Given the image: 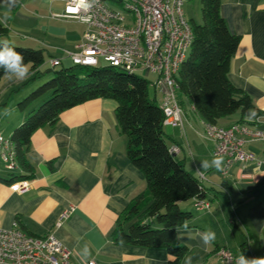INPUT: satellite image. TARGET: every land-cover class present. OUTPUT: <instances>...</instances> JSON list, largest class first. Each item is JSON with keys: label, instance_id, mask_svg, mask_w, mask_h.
Returning <instances> with one entry per match:
<instances>
[{"label": "crops", "instance_id": "0c3cea01", "mask_svg": "<svg viewBox=\"0 0 264 264\" xmlns=\"http://www.w3.org/2000/svg\"><path fill=\"white\" fill-rule=\"evenodd\" d=\"M64 10L63 0H0V22L8 27L11 43L44 49L49 62L60 59L64 64L70 59L67 52L77 51L87 29L77 20L56 16ZM221 14L230 31L240 36L229 78L264 110V0H222ZM29 76L23 80L6 76L0 81V114L8 104H18L24 98L26 91L18 99L13 93ZM188 103L189 108L183 105V128L172 127L170 135L166 132L167 141L169 146L181 148L174 156L186 169L189 163L193 165L190 172L202 180L210 205L186 206L193 219L187 230L178 229L179 243L188 247L181 264H220L216 253L222 247L243 248L264 257V140L245 145L259 163L236 162L227 175L222 169L205 171L201 162L211 161L214 143L206 135L207 122ZM117 106L110 98L90 100L66 110L55 125L33 134L27 153L33 177L14 182L27 180L30 188L14 191L13 183L0 181V228L9 229L17 223L33 236L54 233L71 251L73 262L168 264L170 257L164 248L116 243L112 238L121 215L139 195L148 194L145 175L128 158V137L117 123ZM26 116L23 112L13 119L10 134ZM257 127L264 131V117ZM204 138L208 145L198 150L195 143ZM4 167L0 166V176L11 178ZM12 173L25 175L19 164ZM71 209L63 219L64 212ZM59 222L62 224L57 226ZM209 229L216 238L205 246L199 234Z\"/></svg>", "mask_w": 264, "mask_h": 264}, {"label": "trees", "instance_id": "16d2710c", "mask_svg": "<svg viewBox=\"0 0 264 264\" xmlns=\"http://www.w3.org/2000/svg\"><path fill=\"white\" fill-rule=\"evenodd\" d=\"M112 6L122 0H105ZM222 0H201L202 23H193L194 42L177 78L179 96L189 100L193 109L209 124L230 122L254 123L264 117L253 98L237 88L230 80V66L237 51L240 36L232 33L221 14ZM21 52L29 64L30 76L21 86L37 82L52 73L28 97L18 102L25 120L14 128L13 143L19 167L25 175L11 178L0 176L8 184L33 177V166L27 153L33 134L46 125H55L62 114L87 101L110 98L117 101L116 119L128 137L127 155L130 162L143 172L147 181V196L139 195L121 215L113 232L116 243L144 248H164L168 264H181L188 247L178 241V229L185 220L193 219L187 205L206 200L202 180L188 171L185 164L170 152L164 125V113L156 97H150V84L136 74L126 73L113 66H52L47 71L44 49L14 45L9 41V29L0 22V42ZM8 76L0 69V81ZM48 96L38 108L34 103ZM183 105V101L181 100ZM249 109L256 116L246 117ZM236 120L233 117L236 116ZM229 125V124H228ZM53 169L52 163L50 164Z\"/></svg>", "mask_w": 264, "mask_h": 264}, {"label": "built area", "instance_id": "2783aa9c", "mask_svg": "<svg viewBox=\"0 0 264 264\" xmlns=\"http://www.w3.org/2000/svg\"><path fill=\"white\" fill-rule=\"evenodd\" d=\"M63 1L65 10L57 17L79 22V17H92L90 22L84 23L87 29L77 51L67 52L72 62L98 67L103 60L126 73L145 71L154 74L156 80L149 84L154 88L156 99L159 97L157 100L165 116L164 125L183 128L185 112L177 78L194 42L193 28L184 11L187 0H122L116 6L97 0L89 10L81 9L75 13L69 7V0ZM50 63L52 66L62 65L60 59H52ZM262 118H256L254 123L234 122L226 126L207 123L206 135L214 143V155L223 157L224 175L236 162L244 165L259 163L256 155L247 151L245 145L264 140V131L257 127ZM180 149L178 145H172L170 152L176 155ZM0 159L8 170H15L18 166L13 143L1 133ZM11 188L23 192L30 188V183L22 180L13 183ZM209 205L208 200L195 204L197 208ZM71 211H65L63 219L68 218ZM61 224L59 222L57 226ZM241 253L248 258L259 257L243 248L234 251L222 247L216 254L220 264H235ZM0 264L98 263L94 259L73 262L71 251L54 233L33 236L15 223L9 229L0 228Z\"/></svg>", "mask_w": 264, "mask_h": 264}, {"label": "clouds", "instance_id": "9594fccd", "mask_svg": "<svg viewBox=\"0 0 264 264\" xmlns=\"http://www.w3.org/2000/svg\"><path fill=\"white\" fill-rule=\"evenodd\" d=\"M97 3V0H69V7L73 9V12H79L81 9L84 11L89 10ZM82 23H88L91 21V16L79 17ZM0 69L3 70L5 74L9 76L10 79L23 80L26 79L30 74L29 64L25 62L24 56L21 52L17 51L15 48L10 46L8 41L0 42ZM256 116V113L249 109L246 113L248 119H252ZM223 165V157L219 155H214L211 161L204 160L201 162V168L203 170H208L215 168L216 170H221ZM182 227L187 230L189 227L188 221L185 220ZM202 243L207 246L211 244L215 238L216 234L212 230H206L199 234ZM84 254H88V248L85 246ZM235 264H264V257L248 258L243 253H241Z\"/></svg>", "mask_w": 264, "mask_h": 264}, {"label": "rangeland", "instance_id": "374dc122", "mask_svg": "<svg viewBox=\"0 0 264 264\" xmlns=\"http://www.w3.org/2000/svg\"><path fill=\"white\" fill-rule=\"evenodd\" d=\"M184 11H185L186 18L191 23V25L193 23H197V24H201L202 23V5H201V0H187V2L185 4V7H184ZM70 21H72V20H70ZM46 55H47L48 58L50 57L47 52H46ZM63 65L70 66V65H72V61L70 59H66ZM106 65H108L107 62H105L103 60L100 61V66H106ZM60 68H62V67L60 66V67H57L56 69H60ZM48 69H52V66H51L50 62L47 60V62L42 66V70L43 71H47ZM51 74L52 73H50V74L48 73L46 78L43 79V80H40L38 82H31L30 84H28V85H26L24 87H20L17 91H15L13 93L14 99H18L19 97L21 98L20 95H23L25 93V91L27 92V94L24 96V98L28 97V95H30L32 92L37 90L41 85H43L44 82L49 80L50 77H51L50 76ZM136 75L139 78L145 79V80H147L148 82H151V83L156 80V76L154 74H147V72H145V71H138L136 73ZM149 93H150V97L151 98L154 97L155 91H154L153 87H150ZM24 98H21V99H24ZM46 99H48V96L39 98L34 103V107L38 108L40 106V104ZM157 99L159 100V97ZM180 99L184 102L183 105L185 104L186 107L189 106L187 98H185V97L181 98L180 97ZM30 109L27 110L26 114L28 113V111H30ZM21 114H23V111H21L19 109L17 102L14 105L12 103L8 104V106H6V108H5V111L2 114H0V124H1L0 133L5 138H10L11 137L12 133L10 134V129H9L10 125H11L13 119H16L17 116H19ZM171 128H172L171 126H166V132L169 135L172 132ZM206 140L207 139L204 138V141L202 140V143L201 142H200V144L195 143L196 148L198 150L200 149L202 151L204 149V147L206 145H208ZM167 142L169 143L170 140H168ZM213 152H214V149H213ZM191 159H192V157H191ZM0 166L4 167L3 163H0ZM187 169L189 171H194L193 165L191 163H189L187 165ZM16 171H18V170H16Z\"/></svg>", "mask_w": 264, "mask_h": 264}]
</instances>
